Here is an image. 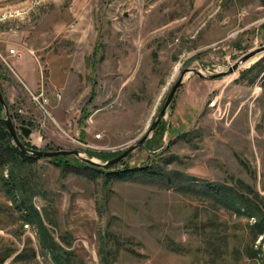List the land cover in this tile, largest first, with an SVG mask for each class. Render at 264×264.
Returning <instances> with one entry per match:
<instances>
[{"label": "rangeland", "instance_id": "obj_1", "mask_svg": "<svg viewBox=\"0 0 264 264\" xmlns=\"http://www.w3.org/2000/svg\"><path fill=\"white\" fill-rule=\"evenodd\" d=\"M262 45L264 0H0V88L10 113L24 107L41 114L26 83H35L32 93L43 85L62 95L51 110L58 126L21 117L19 125L33 130L23 141L91 150L100 161L144 134L183 68L226 70ZM160 123L163 133H152L118 167L144 162L213 182L232 175L264 194V52L220 79L187 75ZM23 174L53 236H69L80 264H100L107 234L135 251L120 246L112 264H253L231 251L235 239L230 253L220 249V238L246 219L191 191L159 180H92L46 158ZM24 224L0 181V255L16 254L28 239L35 246V228ZM212 227L214 235H206ZM15 254L3 264H52L40 255L14 261Z\"/></svg>", "mask_w": 264, "mask_h": 264}, {"label": "trees", "instance_id": "obj_2", "mask_svg": "<svg viewBox=\"0 0 264 264\" xmlns=\"http://www.w3.org/2000/svg\"><path fill=\"white\" fill-rule=\"evenodd\" d=\"M1 69V67H0ZM0 72V77H3ZM175 97V96H174ZM174 98L171 105L173 104ZM3 111L0 105V112ZM161 123L159 122L153 131V136L157 133ZM164 128L161 132L163 133ZM82 134V132H81ZM27 146L34 147L24 141ZM146 144V142H145ZM45 150H53L45 148ZM85 151V150H84ZM88 151V152H87ZM89 157L99 155L91 150L85 151ZM121 153V152H120ZM119 154V153H118ZM116 154V155H118ZM114 155V156H116ZM112 156V157H114ZM99 159L104 160L101 157ZM111 158V157H110ZM109 158H106L107 160ZM38 159L31 158L21 152L12 143V137L7 131L4 122L0 119V169L7 170L6 174L1 175L0 181L2 188L11 202L12 208L18 213L19 219L31 224L35 228V246L32 240L28 239L24 248L15 254V250L0 255V264H3L12 254H15L14 261L34 260L37 255L48 257L52 264H80L71 248V240L66 233H60L57 239L53 236L50 228V218L45 213L35 207L32 200L33 192L30 187V179L23 174L25 170L32 166ZM64 171H73L85 178L95 180L99 177L105 182L109 181H138L147 179L150 181H160L167 188H176L180 192L191 191L195 195L201 196V200L209 206L223 209L238 219L245 218L246 222L240 226L237 233L223 235L220 238L221 252L230 253V245L233 239L237 245L231 251L245 256L253 264H264V194L254 185H251L239 177L230 175L228 181H206L198 179L179 171H164L149 163L135 165L123 164L125 159L110 166L100 167L89 164L75 156H60L49 159ZM212 227L206 235H214ZM220 230V229H219ZM261 235L260 244L255 241ZM115 236L107 234L103 237L99 248V263L112 264L117 254L116 249L124 246L126 250L135 253L132 248L124 245L122 241L115 239ZM107 238V239H106ZM112 240V244L110 243ZM115 246V247H114ZM137 254V253H136Z\"/></svg>", "mask_w": 264, "mask_h": 264}, {"label": "water", "instance_id": "obj_3", "mask_svg": "<svg viewBox=\"0 0 264 264\" xmlns=\"http://www.w3.org/2000/svg\"><path fill=\"white\" fill-rule=\"evenodd\" d=\"M263 52H264V45L252 49L247 53L243 54L234 63H232L226 70L216 71L213 73L205 74L202 71L192 67L183 68L182 71L179 73L176 81L169 89L162 106L158 109L157 115L145 129L144 134L135 143L125 147L121 151V153L105 161H100L98 159L91 158L88 156L86 152L80 149L45 150L43 148H33L27 146L24 143L23 138H28L32 133V129L25 125H19L18 127L15 126L10 115L9 105L5 102L1 88H0V105L3 108L4 115L2 114V116H0V119L4 122L7 131L10 133L12 137V143L14 144V146H16L21 152L25 153L27 156L31 158L52 159L55 157L72 155L92 165H96L100 167L110 166L125 159L130 153H132L136 149L141 148L145 144L146 140L151 137L154 129L156 128L160 120L165 116L167 109L171 106L172 100L177 90L180 88L181 84L183 83L187 75L193 73L206 80L220 79L224 76L234 73L240 68V66L243 63ZM83 154H86L87 156H84Z\"/></svg>", "mask_w": 264, "mask_h": 264}, {"label": "built area", "instance_id": "obj_4", "mask_svg": "<svg viewBox=\"0 0 264 264\" xmlns=\"http://www.w3.org/2000/svg\"><path fill=\"white\" fill-rule=\"evenodd\" d=\"M10 55H16L17 50L15 48L8 49ZM3 59V58H2ZM4 60V59H3ZM5 61V60H4ZM6 62V61H5ZM62 95L59 92H54L51 95L45 91L43 85H40L39 89L36 93H32L29 91V100L32 104L37 106V109L40 111V115H37L35 112L27 111L24 107H18L11 111V117L13 122L18 126L19 122L21 121V117H24V122L26 123H37L41 128L45 127L47 123H53L57 125V122L54 119L52 114L53 108L61 101ZM209 107L214 110H218L217 100L211 99L208 103ZM18 106V105H17ZM71 121H67L66 125L69 127L71 126ZM59 128V127H58ZM96 137H100V135H96ZM75 143L83 144L81 141L72 139ZM25 228L29 227L28 223L24 224Z\"/></svg>", "mask_w": 264, "mask_h": 264}, {"label": "bare ground", "instance_id": "obj_5", "mask_svg": "<svg viewBox=\"0 0 264 264\" xmlns=\"http://www.w3.org/2000/svg\"><path fill=\"white\" fill-rule=\"evenodd\" d=\"M259 56H260V54H258V55H256V56H254V57H252L251 59H249L248 61H246L245 63H243L242 65L243 66H249V65H251L252 63H254L255 61H257V59L259 58ZM241 65V66H242ZM240 66V67H241Z\"/></svg>", "mask_w": 264, "mask_h": 264}, {"label": "crops", "instance_id": "obj_6", "mask_svg": "<svg viewBox=\"0 0 264 264\" xmlns=\"http://www.w3.org/2000/svg\"><path fill=\"white\" fill-rule=\"evenodd\" d=\"M35 87V83L34 84H31V83H26V89L27 90H31V88L33 89Z\"/></svg>", "mask_w": 264, "mask_h": 264}]
</instances>
